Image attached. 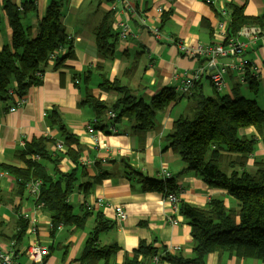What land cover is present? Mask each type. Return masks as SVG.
<instances>
[{
    "label": "crops",
    "instance_id": "obj_1",
    "mask_svg": "<svg viewBox=\"0 0 264 264\" xmlns=\"http://www.w3.org/2000/svg\"><path fill=\"white\" fill-rule=\"evenodd\" d=\"M5 1L7 0H0V50L3 46L10 45L12 38L9 18L3 8ZM25 1L29 0H9V4L17 7ZM49 1L33 0L35 8L28 12L26 19H22L26 25L31 26L32 32L35 31L36 23ZM128 2L134 11L122 9L120 3L116 5L119 11L113 12L110 4L102 3L97 6L89 0H65L61 21L66 33L74 38L75 58L57 70L52 69V64L49 63L44 69L41 84L28 89L25 102L15 112H4L0 105V166L24 168V163L17 159V153L22 144L36 137L60 140L58 128L51 127L46 117L49 112L56 110L65 127L76 138V143L70 148L73 158H76L81 166L77 165V172H82V178L83 176L92 178L99 174L98 170L103 166L109 168L111 172L90 190L87 188L89 192L86 196H83L79 189L69 198L76 214L84 212V203L94 202L98 197L110 206L98 209L94 207L83 227L61 224L58 230L52 232L48 214L35 205L36 196L28 190L17 195L15 177L0 169V251L9 249V240L5 241L4 237L9 238L16 232V223L21 217L25 220L24 215H28L36 222V229L32 232L30 219H26L27 228L24 235L12 250L16 252L13 257L17 263H26L27 247L37 243L48 249V264H81L78 258L95 224L96 213L113 222L112 229L98 235L97 244L99 246L114 244L118 247L115 256L108 262L101 260L96 264H122L126 257L131 258L140 241L150 244L159 252L164 249L172 251L174 247H179L178 252L171 254L186 260L191 259L192 238L187 219L182 215L173 216L171 205L161 193L143 191L136 181H131L125 163L131 168L129 170L134 169L153 179H162V170H166L175 181L179 202L204 208L209 200L220 199L226 208L237 209L236 201L226 191L207 186L199 175L185 170L184 161L169 147L167 136L172 132L174 121L193 111L194 102L191 98L193 92L190 95L177 94V101L158 110L155 115L156 128L138 131L133 121L122 118L114 123V127L120 132L117 135L112 134V125L105 127V122L112 123L107 116L105 114L97 116L93 107L83 100L91 96L107 106L115 102L117 95L114 92H104L95 86L102 80V75L110 82L118 80L123 86L128 87L131 94L141 98L145 103H149L163 89L177 90L182 73L200 67L206 68L203 58H187L178 46L193 49L215 42L216 27L220 21L217 13L225 3L233 2L243 6L246 17L263 14L264 3L261 0H128ZM157 7L163 8L162 17H158L156 13ZM109 12L112 13L111 27L115 31L118 29L120 32V28L116 26L120 21L132 33H137L141 28L139 17H142L141 24L146 27H157L163 39L155 40L148 30H143L133 38L117 40L113 55L101 57L96 49L94 29ZM239 40L245 44L243 56L258 69L256 78L259 81V88L262 86L264 88V35L255 41L243 36H240ZM136 54L140 56H135ZM134 57L139 61L137 69L132 76H125L123 71L131 66ZM230 61L225 58L219 63L225 64ZM96 64L102 65L103 68H95ZM83 71L90 73L84 76ZM78 74L81 80L76 85L75 75ZM237 76L236 72L231 71L225 75L226 88L222 92L224 95L232 94L237 85ZM84 77L89 78L88 84H84ZM198 83L195 92L199 90L203 95L213 93L214 88L208 74L203 75ZM205 83L209 85L210 94L204 92L208 89ZM241 85L245 88V92L239 89L241 95L252 98L247 82L244 80ZM259 101V105L264 106V91ZM96 119L101 125L98 124L97 128L91 126L98 137V141L94 142L86 129ZM255 133L253 128L241 131V134L247 136ZM53 147L51 144L47 146L52 159L55 158ZM58 152L65 153L64 149ZM230 157L234 158L235 155ZM260 158H264V141L257 137L255 151L248 157L247 165L251 167L254 159ZM43 165L48 174H53L54 168L57 173H66L75 167L66 155L61 156L56 165L49 159L44 160ZM113 206L123 208L125 220L120 222L116 220ZM171 216L176 218L177 225H172L168 221ZM162 264L173 263L164 261ZM201 264L263 263L254 259L238 258L224 251H214L205 255Z\"/></svg>",
    "mask_w": 264,
    "mask_h": 264
},
{
    "label": "trees",
    "instance_id": "obj_2",
    "mask_svg": "<svg viewBox=\"0 0 264 264\" xmlns=\"http://www.w3.org/2000/svg\"><path fill=\"white\" fill-rule=\"evenodd\" d=\"M64 1H49L36 23L34 32L31 26L22 20L35 8L33 0L22 3L21 12L16 6L9 4V0L5 1L3 8L9 18L12 38L10 45H5L0 50V105L4 112L11 113L9 109L14 104V95L25 98L30 87L41 84L44 69L49 63L52 64V69L57 70L75 58L74 38L66 33L61 21ZM89 1L97 6L102 3L110 4L115 8L111 9L113 12L119 11L117 3L125 9V2L122 0ZM261 1L264 3V0ZM208 2L215 4L213 1ZM126 3L130 6L128 0ZM217 14L220 21L227 19L226 38L236 36L245 26L264 30V13L256 17H246L243 6L233 2L225 3ZM111 18L112 13H107L94 29L97 52L104 58L113 55L115 44L120 40L118 29L115 31L111 27ZM140 30L137 33H140ZM137 33L130 31L129 35L120 41L133 38ZM135 56L139 57L140 54ZM138 63V58L134 57L131 66L125 69L123 74L132 76ZM95 68L103 67L96 64ZM88 73L90 72L83 71L82 75L87 76ZM75 76V84L78 85L80 74ZM244 80L252 98L242 96L237 85L231 95H224L215 89L211 95H203L199 90L195 92V88L199 86V83H195L191 91L193 97L188 96L194 102L192 113L182 115L174 121L172 132L167 136L169 147L184 161L185 170L199 175L207 186L226 191L236 201L237 209L226 208L220 199L209 200L204 208L181 201L179 214L187 219L190 226L193 257L186 260L171 254L167 249L159 252L150 244L140 241L131 258L126 257L122 264H162L164 261L173 264H201L204 256L214 251H224L238 258L254 259L264 264V158L254 159L251 167L247 165L248 157L255 151L257 137L264 141V109L256 100L259 92L257 78L247 73ZM83 82L88 84L89 78L84 77ZM95 86L104 92H114L117 95L115 102L107 106L91 96H87L83 102L91 105L97 116L113 111L115 118L112 123L119 122L122 118L130 119L138 131L156 128V112L177 101L176 95L179 94L175 88H166L156 94L149 103H145L116 79L110 82L102 75V80ZM46 117L51 127L58 128L60 140L36 137L22 144L17 153V159L24 163V168L1 165L0 169L15 177L17 195L28 190V184L35 181L40 183L38 193H33L36 196L34 202L48 214L52 232L58 230L61 224L83 227L94 207L84 203V212L76 214L69 198L79 189L83 196H86L97 182L111 174L110 169L99 167V174L92 178L83 176L84 180L82 172H77L79 162L73 158L70 148L76 143L75 136L65 127L56 110L49 112ZM91 124L97 128L101 122L96 119ZM104 125L107 127L110 124L105 122ZM247 128H253L255 135L241 134V131ZM58 143L61 148L53 153L55 158L52 159L47 146L51 144L56 148ZM63 149L65 153L58 152ZM63 155L69 156L75 167L66 173H57L54 168L53 174H48L43 165L44 160L49 159L56 165ZM230 155L235 157L231 158ZM126 168L129 179L136 181L143 191L161 193L164 197L170 193L176 194L174 179H153L134 169L129 170L131 168L125 163ZM112 227L113 222L96 213L95 224L78 258L81 264H96L101 260L108 262L115 256L118 250L116 245L97 244L98 235ZM26 228V219L21 217L16 223L17 230L11 237L6 238L1 234L5 241L9 240L8 244L13 242L12 250L24 235ZM153 257H157L158 262L153 261Z\"/></svg>",
    "mask_w": 264,
    "mask_h": 264
},
{
    "label": "built area",
    "instance_id": "obj_3",
    "mask_svg": "<svg viewBox=\"0 0 264 264\" xmlns=\"http://www.w3.org/2000/svg\"><path fill=\"white\" fill-rule=\"evenodd\" d=\"M125 2V10L130 11L132 7L127 5L126 0H122ZM115 8L113 7L112 10ZM21 10V9H19ZM158 15L162 13V9L158 7L156 9ZM226 19L223 21L218 22L216 27V41L205 44L203 46L190 49L183 45H179V50L185 55L187 58L196 59V58H203L205 60L206 68L200 67L191 72H184L180 76V82L177 87V92L181 95H189L194 88L195 83L201 80L203 75L208 74L209 80L213 88L217 92H224L226 88V81L225 75L228 71H235L237 73V78L241 83L244 82V78L247 73H251L256 77L258 74V69L255 65H252L245 57L243 56L245 51V44L239 40L240 36H243L249 40L255 41L264 35V30L258 29L256 27H244L242 28L236 36L226 38L225 28H226ZM117 27H120L119 38L120 40L124 39L126 36L129 35L130 30L126 25L122 22H118L116 24ZM150 33L153 35L155 40L163 39V36L160 34L157 27H147ZM230 59V62L225 64L219 63L221 59ZM14 97V104L10 107L9 111L12 113L17 108H19L24 102L25 98H18L15 95ZM108 117H114L112 112L108 113ZM93 139L94 142L98 141L97 135L94 133L92 127H87L86 129ZM114 131L111 129V132ZM95 135V136H93ZM60 143L57 144L55 151L60 149ZM37 158V157H36ZM164 176H169L166 171H163ZM39 182L35 181L27 185L28 190L31 193H38ZM166 201L172 207V213L174 215L179 214V201L175 194H168L166 196ZM85 205L88 206H99V207H109L110 204L104 202L101 198H96L93 203L87 202ZM115 212V218L117 221H123L126 218L125 211L121 206H113ZM25 219H30L31 231L34 232V220L30 218L28 215H24ZM168 221L172 225H177L178 222L176 218L169 217ZM59 228V227H58ZM9 249L4 250L3 252L0 251V264H20L14 260L13 252H12V243L9 244ZM179 247H174L172 251L169 250L170 253L178 252ZM48 249L45 246L38 245L37 243H33L26 249V256L27 262L24 264H48L47 256H48ZM155 262H158L157 257H153Z\"/></svg>",
    "mask_w": 264,
    "mask_h": 264
},
{
    "label": "rangeland",
    "instance_id": "obj_4",
    "mask_svg": "<svg viewBox=\"0 0 264 264\" xmlns=\"http://www.w3.org/2000/svg\"><path fill=\"white\" fill-rule=\"evenodd\" d=\"M112 8H113V6H111V9H112ZM124 10H125V9H124ZM127 39H128V38H127ZM243 55H244V54H243ZM231 72L233 73V72H235V71H231ZM236 79H237V78H236ZM236 84L239 85V89H240L241 91L245 92V88L242 87L243 84L241 85V83L239 82L238 79H237V81H236ZM205 85L208 87V89H206L204 92H205L206 94H210L211 92H210V88H209L208 83H205ZM263 91H264V88H263V86H262V87L259 88V92H258V96H259V97H258V99H256L258 105H259V102H260V101H259V98L261 97ZM247 94H248V93H247ZM248 96L251 97L249 94H248ZM259 106H260L262 109H264V106H263V105L260 104ZM15 111H16V110H15ZM15 111H14V112H15ZM109 112H112L113 114H114V112L110 110V111H107V112L105 113V115L107 116V119H108L109 121L112 122L113 119L115 118V114H114V117H110V118H109V117H108V113H109ZM12 113H13V112H12ZM133 123H134V122H133ZM111 125H112L111 128L114 130V131H112V134H116V135L119 134L120 132L114 127L115 124H114V123H111L110 126H111ZM88 126L91 127V124H89ZM88 126H87V127H88ZM93 130H94V129H93ZM93 136H95V135H93ZM34 159H35V158H34ZM36 159L38 160L39 158L37 157ZM222 168H223V167H222ZM163 171H166V170H162V174H163ZM166 172H167V171H166ZM167 173H168V172H167ZM168 174H169V173H168ZM168 178H171L170 175H169V176H164V175H163V179H168ZM170 194H174V193H170ZM175 195L177 196V193H176ZM165 198H166V197H165ZM165 200H166V199H165ZM178 201H179V200H178ZM178 215H181V214H178ZM178 215H177V216H178ZM60 226H61V225H59L58 227H60ZM58 229H59V228H58ZM28 264H29V263H28Z\"/></svg>",
    "mask_w": 264,
    "mask_h": 264
},
{
    "label": "bare ground",
    "instance_id": "obj_5",
    "mask_svg": "<svg viewBox=\"0 0 264 264\" xmlns=\"http://www.w3.org/2000/svg\"><path fill=\"white\" fill-rule=\"evenodd\" d=\"M157 8H158V7H157ZM157 8H156V9H157ZM160 8L162 9V13H161L160 15H158V13L156 12L157 15H158V17H160V16L162 17V14L164 13L163 8H162V7H160ZM19 9H21V10H19ZM17 10H18L19 12H21V11L23 10L22 7H21V5L17 6ZM132 10L134 11L133 8H132ZM142 21H143V18H142V17H139V25H140V27H141V28H140L141 30H140V29H139V30H140V31L148 30V29H147L148 26L146 27L145 25H142V24H141ZM245 27H246V26H245ZM243 28H244V27H243ZM225 29H226V28H225ZM241 29H242V28H241ZM158 30H159V29H158ZM148 32L150 33L149 30H148ZM159 32H160V31H159ZM109 118H110V117H109ZM54 151H55V149H54ZM98 198H100V197H98ZM90 203H93V202H90ZM94 207H95L96 209L99 208V206H96V205H94ZM178 207H179V206H178ZM31 219L34 220L33 218H31ZM34 221H35V220H34ZM35 223H36V222H34V231H35V229H36V228H35V225H36Z\"/></svg>",
    "mask_w": 264,
    "mask_h": 264
}]
</instances>
